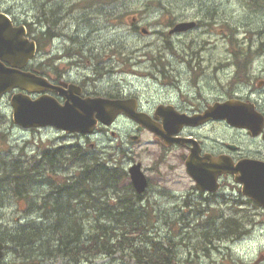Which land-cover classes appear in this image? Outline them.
<instances>
[{
  "label": "rangeland",
  "instance_id": "obj_1",
  "mask_svg": "<svg viewBox=\"0 0 264 264\" xmlns=\"http://www.w3.org/2000/svg\"><path fill=\"white\" fill-rule=\"evenodd\" d=\"M111 1L0 0V9H10L19 20L28 19V22H35L30 14L24 15L25 7L28 2L32 3L35 7L39 6V8H41V3H45L48 6V9H46L47 14L54 11V17L63 19L60 24L62 28L63 23H69L67 29L70 30V33L75 38L63 37L54 41L55 49L57 47L79 48L82 46L87 50L91 49L102 55H110L108 52L111 48L125 49L124 53L126 54L147 50L148 48H187V86L192 87L191 89L193 90V85L195 84H192L191 78L194 74L192 70H194L200 77V82L198 78V84H201L202 87L206 85L208 96H215V99H217L220 96L216 95L222 94L224 99H228L234 97V95H242L258 103V106L264 110V87L261 91L254 93L258 90V82L264 79V55H261L264 53V0L260 4H257L256 7H252V5H255L253 3L248 5L245 0ZM54 2L59 3L61 7L54 8ZM149 2H161V6L166 11H169L173 17H187L204 22H210V19H214V22L211 25H204L187 34L173 36L170 44H168L165 40L161 39L163 37L161 32L169 31L168 28L165 29L168 19L165 20L162 17L160 9L153 8L157 4H152L150 6L151 9L146 12V6ZM135 15H138L140 18L139 25L150 32L148 35L145 36L140 31L132 28L131 18ZM34 27L37 28L38 25ZM228 27L232 28L236 34L232 44L234 48L237 46L245 47L247 45H251L252 48L247 53L248 55L251 54V58L250 56L248 58L254 60L248 65H245V62L242 61V73L239 67L235 68V61L240 63L243 49L237 56L231 55L230 46L232 47V45L225 38L228 36L226 32ZM50 33L63 34L64 32L60 28H53L50 30ZM170 33L172 34V31ZM108 45L110 48L106 51ZM180 51L185 53L182 50ZM256 52L261 53L259 57H254ZM129 78L135 82V85L138 84L135 79ZM111 83H115V80H111ZM141 85L144 90L151 93L156 89L159 90L152 83H142ZM7 116L9 119L6 121H9L11 116L9 113H7ZM119 125L123 126L124 124ZM230 130L232 131L226 123H212L201 132V139L207 142L209 148H216L219 152L227 149V144L235 143L238 145V150H235V152L240 154V156H254L264 161V139L262 136H249L246 130H236L237 132L235 131L234 134ZM191 131L193 132L194 130ZM191 131L187 130L185 133L189 134ZM18 132L17 129H14V133ZM154 140L156 139L146 134L141 143L131 144V148L129 149L135 160H141L146 167L150 165L152 167L157 166L156 159L161 149ZM63 143H66V141H63ZM74 145L76 149L83 151L87 162L90 164L101 163L98 158H89L86 155V147L82 143L76 141ZM171 154L172 156L168 162L162 166L163 171H166L170 165L175 168L171 176V180L175 185L171 197H162L160 194L157 195L155 191H151L150 193H145L144 197L147 198L138 200L134 193L129 191L128 194L122 195V198L126 197L131 200L129 203L122 201L124 204H130L129 210L127 208L124 209L127 212H135V214L140 216H148L151 212L152 214H159L160 220H153L155 229H150V235L153 236L152 239H158L164 247L169 248V258L172 259V264H264V222H262L264 219L261 217L256 220L248 210L238 213L227 209L226 206H222L224 216L230 218L235 215L239 219L242 217L243 222H241L246 226L240 228L231 237L215 240L213 246L207 243L208 239L205 240L202 232L206 231L210 236H214L210 232L216 226L211 224L210 228H208L209 225L204 222V218L198 215V211L206 209L199 211L206 212L207 209H211V205L207 202L205 205L200 206L190 205L191 213L187 214V207H184V204L186 201L185 197H187L188 184L186 181L187 176L182 169L184 160L182 155L184 152L173 149ZM171 158H174V160H171ZM73 165H76L80 169L82 164L73 162ZM17 168L20 167L17 166ZM32 174L33 180L39 182L40 179L37 174L34 172ZM120 179V177H116L109 186L119 190ZM6 184V180L0 181V186ZM97 187L103 193L105 191L107 193L112 192V189H108L106 186L103 187L100 183L96 185V189ZM24 192L31 193L32 189H24ZM228 194L230 193H225L224 195ZM193 197L197 196L194 195ZM28 206L27 200H15L10 206L0 207V227L4 230L9 229L11 232L18 229L19 226L21 227L22 224L19 225L14 219L26 218ZM36 212L40 213V211ZM31 215H34V213H31ZM224 222L222 220L221 224L224 225ZM70 223H72V220ZM251 223L253 224L252 226L247 225ZM227 224L232 227L233 222L229 221ZM202 227L204 228L202 229ZM144 247L151 249V245L145 243L138 245L136 248L143 249ZM13 249L12 244L8 246V252H6L0 264H19L17 261L13 262L11 259L15 255V253L11 254ZM139 252L142 253L141 250ZM58 264L74 263L59 260ZM83 264L139 263L131 257L115 255L113 259L100 256L93 261L91 260V262Z\"/></svg>",
  "mask_w": 264,
  "mask_h": 264
},
{
  "label": "flooded vegetation",
  "instance_id": "obj_2",
  "mask_svg": "<svg viewBox=\"0 0 264 264\" xmlns=\"http://www.w3.org/2000/svg\"><path fill=\"white\" fill-rule=\"evenodd\" d=\"M40 7L43 9V16L41 19L45 25L46 32H48L50 30L48 21L46 20L47 17H50V13L47 14L48 12L46 11L48 6L45 3H41ZM69 33L70 30L66 29L63 34H60V37H69ZM69 49L70 50L63 48L62 51L64 53L61 54H55V50L51 48L44 49L43 52L45 53V57L41 59V75L43 77L54 85L66 83V85L63 86V91H65L64 94L56 91H45V94L54 96L60 103H65L69 96L75 95L69 92V87L72 85L81 89L83 98L88 96H99L104 98L135 100L138 112L149 116L157 122H161L166 117L180 118L184 115H201L208 109L210 104L223 100L222 94L216 95L220 96V98L217 99H215V96H208L206 85L202 87L201 84H198V78L200 82V77L194 70H192L194 74L191 78L192 84H195L193 85V90L191 89L192 87L187 86V49L155 48L139 52L134 51V53L129 52L128 54L121 51L122 54L118 53L120 56L119 61L122 62L121 66H116L114 69L110 67V65L103 66L109 61L105 58L102 62L97 63L93 70L82 65L75 56L81 54L87 55L94 50H87L80 47ZM180 50L185 53H182ZM92 54H95V52H91V55ZM53 57H56V60L52 59ZM97 67H102V70L97 71ZM113 70L118 71L121 74L129 75L137 80L138 84H133L123 89H116V87L112 85H116L117 82L111 83V79L108 81V77L111 76ZM142 83H152L159 90L156 89L152 93H149L142 88ZM141 93H145V95L139 96ZM130 105L132 106L133 102H131ZM121 116L122 120L130 121L132 123L131 129L129 126H123L124 130L129 131L128 133H133L138 130H140L139 133H141V131L144 130L141 127L138 129V125L134 124L124 113H122ZM216 122L217 121H211L209 124ZM0 126H3L1 121ZM205 126H203V128H195L193 132L191 129H187L191 131L189 134H181L182 136H187V138H196L199 141L197 142L201 144L200 146L203 148V154L207 151L204 144L205 142L201 139V132L204 130ZM157 139L160 140L159 137H157ZM160 143L164 145L161 141ZM191 145V143L187 142L185 147H183L188 154ZM126 151L129 152V149H126ZM211 152L214 151L211 150ZM188 154L185 155V158ZM19 157H21V153L17 152L15 149V139L10 137V130L3 126L0 128L1 182L4 180H6L7 183L16 182L17 160ZM23 157L25 163L24 169L31 170L29 166L30 164H28V155L24 153ZM18 167L21 168V164H19ZM162 174L169 178V173L163 171ZM225 182H231L229 175H225L220 179L221 188ZM226 189L228 188L224 186L223 190L225 193ZM44 192L47 194L48 187L45 188ZM136 197L138 200L147 198L139 197L137 195ZM222 200H225V198L222 197ZM205 203L206 201L201 197H193L190 200V205L194 206L205 205ZM240 203L243 204L242 201ZM204 210L206 209H200L199 211Z\"/></svg>",
  "mask_w": 264,
  "mask_h": 264
},
{
  "label": "trees",
  "instance_id": "obj_3",
  "mask_svg": "<svg viewBox=\"0 0 264 264\" xmlns=\"http://www.w3.org/2000/svg\"><path fill=\"white\" fill-rule=\"evenodd\" d=\"M245 1L255 4L252 6H257L262 0ZM76 153L78 159L76 162L84 165L80 167L81 177L77 182L65 180L62 183L61 192L58 193L61 197L51 201L58 210L56 215L43 214L38 217L32 216L31 219L29 216L24 222H17L22 226L18 225L19 228L15 231L4 230L1 233L14 244L13 250L16 251L17 256L23 258L26 264H51V261L57 258L68 259L74 264H83L92 258H97L99 254L111 255L116 251H124L126 247L136 248L137 242L147 240V231L144 226H141L148 222L146 216L134 218L138 214L132 211H128L127 216L89 215L93 208H128L130 204H124L122 201L129 203L131 200L123 197L122 201L116 202L115 205H112L110 201H104L103 196L108 193L107 191L103 193L98 187L96 189V185L98 183L103 187L107 183L111 185L113 182H107L108 178L119 176L122 172L110 168L103 162L90 164L86 161L83 151L76 149ZM49 162H53L52 159H49ZM17 170L19 172L16 175L15 191L17 195H24L25 186L22 185L25 183L23 182L28 180V184L32 185L33 174L31 170L23 168H17ZM126 217L130 220H125ZM139 219H142L141 223ZM71 220L72 223H70ZM207 224L208 228L211 224L216 226L210 232L214 236H210L206 231L202 232L210 246L217 240L216 238L222 240L231 237L241 228L238 224H233L232 227L226 224L220 229L217 227L216 220H210ZM122 225L124 227L118 228ZM132 225L139 226L136 229L127 227ZM151 247L150 251L145 247L140 249L142 253H145H141L143 260L147 259L150 264H170L166 250L160 243L152 241Z\"/></svg>",
  "mask_w": 264,
  "mask_h": 264
},
{
  "label": "water",
  "instance_id": "obj_4",
  "mask_svg": "<svg viewBox=\"0 0 264 264\" xmlns=\"http://www.w3.org/2000/svg\"><path fill=\"white\" fill-rule=\"evenodd\" d=\"M7 23H0V58H8L13 55H17L18 52L16 50L25 48L22 44V41L18 35L14 33V30L11 28H7ZM194 24H182L180 27H178V30H186L191 27H193ZM0 81L2 83V88H9L14 84H19V80L13 79L12 72L5 71L0 66ZM45 102V103H44ZM35 101L31 105V109L29 110L28 114L21 119V122L24 125H36L35 123H41L44 121L46 122L47 117L52 119V123L58 122L60 125L69 127V128H76V129H85L88 130V124L91 122L89 117L87 116L84 120H76L71 119L67 114L66 111L61 110L57 114V110L55 109V117L53 115H48L52 101L47 100L46 101ZM53 106V105H52ZM213 113L215 117H219L220 119L226 120L228 123L234 126L238 127H248L252 130H254L255 133H258L257 129L258 127H254V124H257L259 122V118L257 115L246 105L242 104L241 102L237 101H227L226 103L218 106V108L215 106L210 111ZM210 114L208 113L207 116ZM194 119H189L188 123L192 125L203 123L206 120H198L193 121ZM182 121V120H181ZM181 121H178L177 123H180ZM169 126H172V124L175 123L174 120H168L167 121ZM181 124H187V120H183ZM189 165V171L194 175L196 174V170L193 169L192 166V159L188 162ZM257 170V171H256ZM134 180L137 181L139 178L141 180L142 189L146 186V180L144 175L139 171V166H135L132 170ZM134 171V172H133ZM240 171L242 172V176L240 177V180H243L246 182V188L247 189H253V191H248L249 193L253 192V195L257 199L258 203L262 206H264V166H263V175L258 178L257 186L258 188L255 189L253 187V183L255 181V178L257 179V172L258 168L254 164L252 165H242L240 167ZM204 176H208V174H204ZM216 177L212 178V183L215 182ZM141 190V188H138ZM3 244H0V257H2Z\"/></svg>",
  "mask_w": 264,
  "mask_h": 264
},
{
  "label": "bare ground",
  "instance_id": "obj_5",
  "mask_svg": "<svg viewBox=\"0 0 264 264\" xmlns=\"http://www.w3.org/2000/svg\"><path fill=\"white\" fill-rule=\"evenodd\" d=\"M256 149H257V148H256ZM108 166H109V165H108ZM109 167H110V166H109ZM110 168H114V167H110ZM116 177H120V175H119V176H116ZM116 177L108 178L107 182H109V181H110V182H113V180H115ZM120 178H121V177H120ZM241 193H242V192H241ZM134 195H135V197H136V194H134ZM242 195H243V194H242ZM243 196H244V195H243ZM126 203H127V202H126ZM127 210H129V208H127ZM207 211H208V209H207ZM126 216H127V214H126ZM125 220H130V219H129V217H128V218L126 217ZM260 247H261V246H260ZM257 249H258V248H257Z\"/></svg>",
  "mask_w": 264,
  "mask_h": 264
}]
</instances>
